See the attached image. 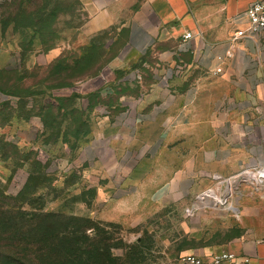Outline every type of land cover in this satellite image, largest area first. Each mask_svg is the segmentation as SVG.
<instances>
[{
    "label": "rangeland",
    "instance_id": "obj_1",
    "mask_svg": "<svg viewBox=\"0 0 264 264\" xmlns=\"http://www.w3.org/2000/svg\"><path fill=\"white\" fill-rule=\"evenodd\" d=\"M38 1L39 9L27 13H21L27 3L19 12L12 0L0 5V207L17 218L19 211L59 215L61 230L75 233L63 236L92 248L90 264H186L188 256L231 251L241 239L258 237L251 231L261 222L251 218L264 213V184L242 177L230 178L229 192L221 181L213 188L236 212L217 203L216 192L212 198L204 192L189 202L167 200L133 226L90 217L104 204H93L98 178L88 171L90 147L81 150L85 132L96 120L102 124L123 92L139 93L152 60L135 57L119 68L128 52L123 30L88 37L89 15L78 0ZM59 48L60 57L48 63L45 54ZM110 80L114 93L97 95ZM99 100L106 107L93 119L90 105Z\"/></svg>",
    "mask_w": 264,
    "mask_h": 264
},
{
    "label": "crops",
    "instance_id": "obj_2",
    "mask_svg": "<svg viewBox=\"0 0 264 264\" xmlns=\"http://www.w3.org/2000/svg\"><path fill=\"white\" fill-rule=\"evenodd\" d=\"M78 1L89 15L86 36L124 31L128 52L119 68L135 57L152 60L139 93L123 92L86 136L81 150L90 147L88 171L98 178L93 204H104L90 217L133 226L167 200L189 202L264 166V33L233 41L249 6L264 0ZM61 53L45 57L51 63ZM113 81L103 97L114 93ZM251 219L261 222L251 231L258 237L231 251L264 264V213Z\"/></svg>",
    "mask_w": 264,
    "mask_h": 264
},
{
    "label": "trees",
    "instance_id": "obj_3",
    "mask_svg": "<svg viewBox=\"0 0 264 264\" xmlns=\"http://www.w3.org/2000/svg\"><path fill=\"white\" fill-rule=\"evenodd\" d=\"M38 0H12L11 7L19 12L25 3L27 10L39 9ZM58 62V61H57ZM101 95V91L97 92ZM105 105L99 100L90 105ZM83 123V122H82ZM90 128L86 130L88 135ZM17 218L10 208L0 207V264H82L79 259L85 257L83 264H90L93 250L78 237L63 236L68 232L59 226L60 216L53 213H26L19 211ZM75 235L73 232H68ZM62 236V238L60 237ZM76 238V239H75ZM87 238V237H86ZM85 244L87 249H83Z\"/></svg>",
    "mask_w": 264,
    "mask_h": 264
},
{
    "label": "built area",
    "instance_id": "obj_4",
    "mask_svg": "<svg viewBox=\"0 0 264 264\" xmlns=\"http://www.w3.org/2000/svg\"><path fill=\"white\" fill-rule=\"evenodd\" d=\"M9 0H0V5ZM244 27L237 31L233 37V41H238L243 38L256 39L261 33H264V1H257L249 6L243 14ZM192 37L191 33L184 36V40ZM131 78L137 81L141 80L139 73H131ZM240 177L253 179L257 186L264 184V166L251 168L245 170ZM230 178L224 182H230ZM222 182L219 183V185ZM211 190H208L209 192ZM205 192V193H207ZM186 264H254L251 257L239 254L233 251H222L219 253L206 255L204 257L188 256L185 259Z\"/></svg>",
    "mask_w": 264,
    "mask_h": 264
},
{
    "label": "bare ground",
    "instance_id": "obj_5",
    "mask_svg": "<svg viewBox=\"0 0 264 264\" xmlns=\"http://www.w3.org/2000/svg\"><path fill=\"white\" fill-rule=\"evenodd\" d=\"M222 185L223 186H226L228 188L227 191L229 192L230 183L229 182H222ZM213 191H217V188H216V190L215 189L214 190H211V191H209L207 193H204L203 195H205L207 197H210L208 194L210 192H213ZM210 198H212V197H210ZM213 200H214V198H213ZM216 201L220 205H224L225 206V209L231 210L232 212H236V209L234 208V206H232L231 204L230 205H227L226 198L222 194H220L218 192H216Z\"/></svg>",
    "mask_w": 264,
    "mask_h": 264
}]
</instances>
